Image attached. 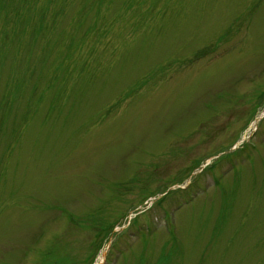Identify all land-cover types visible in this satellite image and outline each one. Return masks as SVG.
<instances>
[{"label":"rangeland","instance_id":"rangeland-1","mask_svg":"<svg viewBox=\"0 0 264 264\" xmlns=\"http://www.w3.org/2000/svg\"><path fill=\"white\" fill-rule=\"evenodd\" d=\"M5 108L0 264H264V0H0Z\"/></svg>","mask_w":264,"mask_h":264},{"label":"trees","instance_id":"trees-1","mask_svg":"<svg viewBox=\"0 0 264 264\" xmlns=\"http://www.w3.org/2000/svg\"><path fill=\"white\" fill-rule=\"evenodd\" d=\"M200 51H198L196 54H198ZM18 97H19V95L17 96V99H18ZM11 104H12V100H11ZM3 108V107H2ZM11 111H12V109L10 110V111H8V110H6V108H5V110H2V111H0V113H3V115H7V116H9V115H11L12 113H11ZM27 114V107H26V109L24 108V115H26ZM32 117V115L30 114V120H28V124H29V126L31 125V119H33V118H31ZM12 118H10V120H11ZM25 129H27V128H25ZM252 148H247V149H245V150H243V151H240V152H236L235 154H233V155H231V156H228L227 158H230V157H232V158H235L236 156V154H238V155H242L243 153H245L247 150H251ZM254 149V148H253ZM233 156H235V157H233ZM232 158H230V159H232ZM229 159V160H230ZM220 178H224V175H219V177H218V179L217 180H219ZM220 182V181H219ZM192 189H193V187H192ZM187 190H189V189H187ZM193 191H194V189H193ZM181 192H184V191H181ZM184 194H186L185 192H184ZM185 199V198H184ZM56 205H60V204H56ZM112 229V227H108V228H106L105 230V233L106 234H108V233H110L111 230ZM104 240V239H103ZM103 240L102 241H100V242H103ZM98 241V242H99ZM102 244V243H101ZM100 244V245H101ZM98 248H100L99 246H98ZM119 256H120V254H119ZM116 259V258H115Z\"/></svg>","mask_w":264,"mask_h":264}]
</instances>
